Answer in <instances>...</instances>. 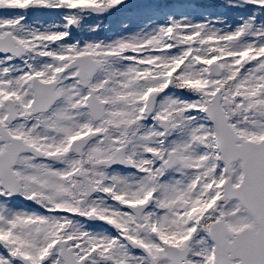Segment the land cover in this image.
I'll return each mask as SVG.
<instances>
[{
	"label": "snow or ice",
	"instance_id": "obj_1",
	"mask_svg": "<svg viewBox=\"0 0 264 264\" xmlns=\"http://www.w3.org/2000/svg\"><path fill=\"white\" fill-rule=\"evenodd\" d=\"M0 264H264V0H0Z\"/></svg>",
	"mask_w": 264,
	"mask_h": 264
}]
</instances>
